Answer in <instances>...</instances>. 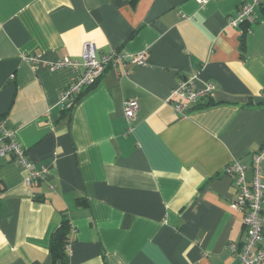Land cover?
Listing matches in <instances>:
<instances>
[{
	"label": "crops",
	"instance_id": "0c3cea01",
	"mask_svg": "<svg viewBox=\"0 0 264 264\" xmlns=\"http://www.w3.org/2000/svg\"><path fill=\"white\" fill-rule=\"evenodd\" d=\"M250 1L0 0V120L44 172L27 185L0 157V264H53L63 221L67 264H239L230 246L245 231L223 169L237 160L250 180L264 145V0L253 24L227 23ZM85 43L145 64L107 65L65 112L83 69L50 67L80 63ZM191 75L215 91L177 114L168 98ZM124 100L138 105L131 131Z\"/></svg>",
	"mask_w": 264,
	"mask_h": 264
},
{
	"label": "built area",
	"instance_id": "2783aa9c",
	"mask_svg": "<svg viewBox=\"0 0 264 264\" xmlns=\"http://www.w3.org/2000/svg\"><path fill=\"white\" fill-rule=\"evenodd\" d=\"M199 4H204L206 0H196ZM263 0H251L243 5L234 18L229 19L228 26L238 27L243 23L253 24L254 8L259 6ZM28 61L35 63L34 58ZM145 64L144 53L136 56L127 55L121 52H113L101 58L96 57V47L92 43H85L80 54V63L64 59L51 65V70L64 67L81 66L83 71L75 78L62 92L60 97L61 108L69 111L75 104L77 98L85 90L91 88L102 76L107 65L125 68L126 66H143ZM197 76L191 75L180 81L172 90L168 101L173 105L177 114L184 113L185 102L192 106H198L204 100H209L215 86L206 83L201 87L196 85ZM264 100V94L261 95ZM124 119L131 131V122L134 120L138 105L134 100H124ZM13 156L19 165L27 170L25 183L31 185L43 179L44 172L31 169L30 163L24 156L23 149L16 143L15 135L4 129L3 121L0 120V157L5 155ZM264 162V145L251 157L252 177L246 179V166L234 160L228 163L223 169V173L232 177L236 190L235 200L230 203V208L242 214V224L244 227V237L240 244L231 245L230 250L239 264H264V181L262 178V163ZM1 196V194H0Z\"/></svg>",
	"mask_w": 264,
	"mask_h": 264
},
{
	"label": "trees",
	"instance_id": "16d2710c",
	"mask_svg": "<svg viewBox=\"0 0 264 264\" xmlns=\"http://www.w3.org/2000/svg\"><path fill=\"white\" fill-rule=\"evenodd\" d=\"M67 221H63L60 230L52 236L50 254L53 264H67Z\"/></svg>",
	"mask_w": 264,
	"mask_h": 264
}]
</instances>
